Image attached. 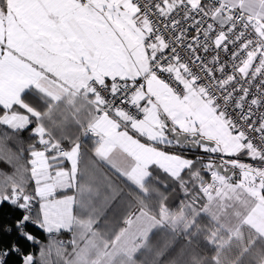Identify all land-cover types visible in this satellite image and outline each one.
<instances>
[{
    "label": "snow or ice",
    "instance_id": "obj_1",
    "mask_svg": "<svg viewBox=\"0 0 264 264\" xmlns=\"http://www.w3.org/2000/svg\"><path fill=\"white\" fill-rule=\"evenodd\" d=\"M0 264H264V0H0Z\"/></svg>",
    "mask_w": 264,
    "mask_h": 264
},
{
    "label": "trees",
    "instance_id": "obj_2",
    "mask_svg": "<svg viewBox=\"0 0 264 264\" xmlns=\"http://www.w3.org/2000/svg\"><path fill=\"white\" fill-rule=\"evenodd\" d=\"M65 238H67V234H65Z\"/></svg>",
    "mask_w": 264,
    "mask_h": 264
}]
</instances>
